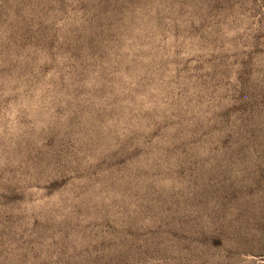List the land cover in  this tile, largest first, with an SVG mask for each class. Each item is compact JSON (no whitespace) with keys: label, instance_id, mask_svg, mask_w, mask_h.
<instances>
[{"label":"rangeland","instance_id":"1","mask_svg":"<svg viewBox=\"0 0 264 264\" xmlns=\"http://www.w3.org/2000/svg\"><path fill=\"white\" fill-rule=\"evenodd\" d=\"M0 264H264V0H0Z\"/></svg>","mask_w":264,"mask_h":264}]
</instances>
